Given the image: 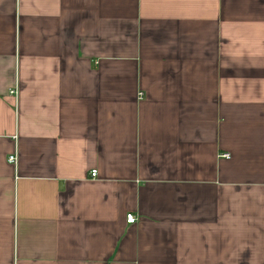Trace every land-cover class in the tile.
<instances>
[{
  "label": "crops",
  "instance_id": "crops-1",
  "mask_svg": "<svg viewBox=\"0 0 264 264\" xmlns=\"http://www.w3.org/2000/svg\"><path fill=\"white\" fill-rule=\"evenodd\" d=\"M0 264H264V0H0Z\"/></svg>",
  "mask_w": 264,
  "mask_h": 264
},
{
  "label": "built area",
  "instance_id": "built-area-1",
  "mask_svg": "<svg viewBox=\"0 0 264 264\" xmlns=\"http://www.w3.org/2000/svg\"><path fill=\"white\" fill-rule=\"evenodd\" d=\"M11 93H12L14 96H16V92H15V91H12ZM224 158H228V155H225ZM8 161H9V163H12V164H13V163L15 162V157H9ZM95 176H96V172H95V171H92V172L90 173V177H91V178H95ZM126 223H127L128 225L135 223V218H134L132 215H128V216L126 217Z\"/></svg>",
  "mask_w": 264,
  "mask_h": 264
}]
</instances>
